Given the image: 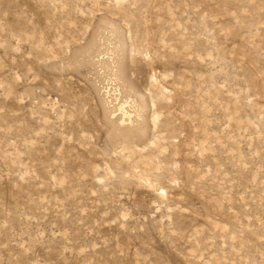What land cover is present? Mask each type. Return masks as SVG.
<instances>
[{"label": "rangeland", "instance_id": "obj_1", "mask_svg": "<svg viewBox=\"0 0 264 264\" xmlns=\"http://www.w3.org/2000/svg\"><path fill=\"white\" fill-rule=\"evenodd\" d=\"M0 264H264V0H0Z\"/></svg>", "mask_w": 264, "mask_h": 264}, {"label": "bare ground", "instance_id": "obj_2", "mask_svg": "<svg viewBox=\"0 0 264 264\" xmlns=\"http://www.w3.org/2000/svg\"><path fill=\"white\" fill-rule=\"evenodd\" d=\"M125 104V103H124ZM122 105L121 107H119V110H121V112H123V116H124V119H123V122L126 121V118H131V115L128 113V110L125 109V105ZM120 113V112H119Z\"/></svg>", "mask_w": 264, "mask_h": 264}]
</instances>
